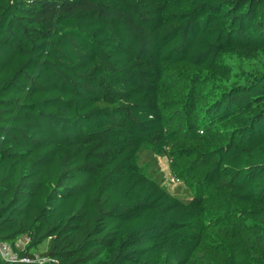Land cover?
<instances>
[{"label":"trees","instance_id":"obj_1","mask_svg":"<svg viewBox=\"0 0 264 264\" xmlns=\"http://www.w3.org/2000/svg\"><path fill=\"white\" fill-rule=\"evenodd\" d=\"M167 63L210 72L181 137ZM188 143L212 162L204 186L226 184L221 220L264 233V0H0V241L26 238L0 264H190L205 192L174 196L139 163Z\"/></svg>","mask_w":264,"mask_h":264},{"label":"rangeland","instance_id":"obj_2","mask_svg":"<svg viewBox=\"0 0 264 264\" xmlns=\"http://www.w3.org/2000/svg\"><path fill=\"white\" fill-rule=\"evenodd\" d=\"M232 60H236L235 54L228 55ZM205 74L209 71L202 68L188 67L184 64H170L164 66V80L161 92L162 110L166 121L173 119L172 125L178 130L184 125L185 111L188 106L192 105L196 110L198 106L202 107L205 102L204 92L206 87L203 83ZM202 76V79H201ZM201 86V87H200ZM191 87L196 94L195 104L189 101V93ZM167 122V125H168ZM224 128V127H223ZM174 130V131H175ZM183 129H179V137L183 136ZM190 152L184 157H174L170 161L166 157L155 154L148 146H144L139 153V163L143 170L160 181L162 185L174 196L183 199H189L201 189L206 196V214L203 217L205 224L204 239L201 247L196 253L194 260L190 264H221L229 253H234L237 258V264H256L258 261L251 256L249 248L254 236L260 234V238L264 236L263 231L254 227H241L240 219L236 216L227 217L222 215L218 209V205L227 198V187L223 183L221 185L204 186V173L212 166V162L203 160L197 154V149L192 143H188ZM236 208L244 207L241 204L233 203ZM218 222V223H216ZM238 238L241 251H233L234 239ZM25 237H21L17 242V250L25 242ZM244 243V244H242ZM264 242L259 243L258 249L264 250ZM257 249V250H258ZM17 250H15L17 252ZM46 250V241L39 245L33 252L37 258H42V253Z\"/></svg>","mask_w":264,"mask_h":264},{"label":"built area","instance_id":"obj_3","mask_svg":"<svg viewBox=\"0 0 264 264\" xmlns=\"http://www.w3.org/2000/svg\"><path fill=\"white\" fill-rule=\"evenodd\" d=\"M0 258L5 261H15L19 255L10 244L0 241Z\"/></svg>","mask_w":264,"mask_h":264}]
</instances>
